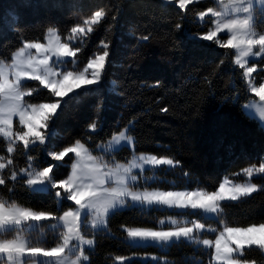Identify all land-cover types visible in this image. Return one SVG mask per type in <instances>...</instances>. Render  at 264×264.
<instances>
[{
  "label": "trees",
  "instance_id": "1",
  "mask_svg": "<svg viewBox=\"0 0 264 264\" xmlns=\"http://www.w3.org/2000/svg\"><path fill=\"white\" fill-rule=\"evenodd\" d=\"M73 4L78 7H71ZM207 6L206 1L197 5L196 11H204ZM102 7L115 19H107L85 38L76 57L83 65L101 50V41L109 42L110 55L100 91L81 97L79 103L73 101L58 121H50V130L55 124L60 134L53 141L56 150L76 140L90 147L107 143L114 133L128 127L137 153L180 162L173 171L158 172L171 183L154 185L215 191L225 177L244 181L242 169L264 162V129L241 107L253 95L241 77L242 70L234 64L235 57L224 54L229 49L200 39L204 29L196 22L195 13L182 21L176 8L164 6L162 0H125L119 7L112 6L110 0H0V60L9 62L24 42L44 40L49 28L57 29L66 40L72 27ZM144 35L150 37L146 42L139 40ZM46 93L42 89L26 99L48 102ZM93 121L98 125L95 132L87 128ZM4 149L5 144L0 142V155L6 154ZM24 151L18 144L12 154L17 169L27 166ZM29 154L34 165L48 166L45 160L50 157L43 150H29ZM117 154L124 159L131 150L123 147ZM64 163H69L68 157ZM68 170L69 166L60 168L57 180L64 179ZM251 180L264 188V178L253 176ZM0 193L9 198L6 186H0ZM10 199L52 215L61 212L54 195L33 193L20 181ZM221 207L229 226L264 223V190L223 202ZM154 213L133 207L116 212L109 218L107 231L95 235L94 249L85 264H113L117 256L143 254L160 259L144 262L134 258L125 264H209L206 251L185 242L165 251L154 246H131L124 228L154 226ZM245 258L264 264V254L256 248L246 250Z\"/></svg>",
  "mask_w": 264,
  "mask_h": 264
},
{
  "label": "snow or ice",
  "instance_id": "2",
  "mask_svg": "<svg viewBox=\"0 0 264 264\" xmlns=\"http://www.w3.org/2000/svg\"><path fill=\"white\" fill-rule=\"evenodd\" d=\"M124 2L110 0L114 7ZM205 3L206 0H162L164 6L176 8L182 21L187 20L190 13H195L196 22L204 29L200 39L229 49L224 54L234 56L235 66L243 70L241 77L249 78L256 71L254 66H249V58H253V61L255 57L264 58V31L257 30L258 23L264 25V0H207L210 6L205 11L197 12L196 6ZM109 18L115 19L114 16L109 17L102 7L72 27L64 42H61L57 29L49 28L46 44L24 42L13 53L10 62L0 60V142L5 144L6 153L0 155V186H6L9 194V198H5L0 193V264H82V261L89 259L85 246L93 250L95 245V240L87 238L86 233L98 229L107 231L109 216L115 215L125 205L157 207L158 210L174 208L180 210L177 213L180 216H199L200 219L221 225L219 228L211 227L200 220L180 222L169 217L167 229L125 228L131 246L142 247L151 243L171 247L185 242L197 245L206 252L214 250L210 264H255L245 258V252L253 248L264 252V223L246 227L229 226L223 218L221 202L237 201L264 190L260 185L251 183L254 175L264 178V162L242 169L246 182L234 183L225 177L216 191L201 188L165 191L149 190L148 187L140 190L141 179L145 184L149 180L154 181L158 169L173 171L180 162L166 156L136 155L134 139L128 134V127L114 133L107 144L95 146L104 154H109L114 145L132 146V158L126 162L115 160L114 155L111 160L93 155V150L81 140L56 150L53 141L60 134L55 124L49 130V122L53 118L58 121L64 109L73 101L79 103L81 97L100 91V82L110 55L109 42L101 41V50L94 52L82 68H77L75 58L85 38ZM176 27L179 29L180 24ZM220 33H224V37ZM149 38L144 35L139 40L146 42ZM69 64L72 65L71 69ZM30 81L38 84L31 86ZM82 86L87 87L75 92ZM248 88L264 102V83L257 87L249 80ZM42 89L47 90L48 102L32 103L26 99ZM73 92L75 94L69 96ZM241 107L245 108L246 114L258 127L264 129V103L250 102ZM97 127L96 121L87 126L91 132H95ZM87 139L91 140V136ZM18 144L25 150L27 160V167L20 169L14 166L12 158ZM29 150H43L50 157V160H45L48 166L34 165ZM65 157H68L69 163H64ZM66 166H70L71 173L57 180L60 168ZM148 170L153 172L152 177L142 175ZM18 181L33 193L54 195L58 210L63 214L54 217L49 212L34 210L10 199ZM53 189H56L54 193ZM67 201H73L75 206L69 205L67 210H63ZM159 224L163 226L165 221L161 220ZM45 227L56 233L57 243L50 248L41 246L46 242L43 233ZM33 232H39L41 238L34 240L31 237ZM208 234H214V239L202 238ZM126 259L132 258L115 257L119 264H124Z\"/></svg>",
  "mask_w": 264,
  "mask_h": 264
},
{
  "label": "rangeland",
  "instance_id": "3",
  "mask_svg": "<svg viewBox=\"0 0 264 264\" xmlns=\"http://www.w3.org/2000/svg\"><path fill=\"white\" fill-rule=\"evenodd\" d=\"M207 1V0H206ZM210 6V5H209ZM206 10V9H205ZM204 10V11H205ZM208 27H210V25L208 26ZM257 30L258 31H264V29L263 28H261V24H259L258 23V26H257ZM220 36H224V33H220L219 34ZM65 40H62L61 39V42H64ZM30 42H38V43H47V34H46V36H45V38H44V40H42V41H30ZM78 42V41H77ZM76 42V43H77ZM23 46V45H22ZM32 52L33 53H35V50L33 49L32 50ZM13 56V55H12ZM68 59H71V58H68ZM76 60H77V68H82L85 64H83V65H80L79 64V60L77 59V58H75ZM255 61V62H254ZM254 61H253V58H249V66H254L255 68H256V71L255 72H253L252 74H251V76L249 77V78H247V79H245V81H246V83H247V86H248V82H249V80H251L257 87L261 84V83H264V65H262L261 63L262 62H264V58H262V57H255L254 58ZM7 62V61H6ZM10 62V61H9ZM68 67H69V69H71L72 68V65L71 64H69L68 65ZM243 71V70H242ZM260 71H262V73L260 72ZM84 87H87V86H82L80 89H76L75 90V92H79L80 90H83L84 89ZM94 87V86H93ZM75 92H73V93H69V96H72V95H74L75 94ZM251 93V92H250ZM252 95H253V97L244 105V106H246V105H248L250 102H254V103H264V102H261L260 100H259V97H257L254 93H251ZM67 97H65V99H66ZM244 109V111H245V108H243ZM58 111H59V109H58ZM245 113H246V111H245ZM14 123H15V121H14ZM49 130H50V122H49ZM111 140V139H110ZM109 140V141H110ZM108 141V142H109ZM107 142V143H108ZM107 143H101V144H107ZM86 144V143H85ZM122 144H123V142H122ZM87 146H88V148L89 149H92L93 150V155H97V156H103V159L104 160H111V158H112V156L114 155V158H115V160H117V161H120V162H126L127 160H130L131 158H132V155H133V147L132 146H128V147H126V148H129L130 150H131V154L129 155V156H126L124 159H122L117 153L123 148L122 146H116V145H114L113 146V149L110 151V153L109 154H104V153H102V152H100L98 149H96L95 148V146H93V147H90L88 144H86ZM97 145H100V144H97ZM134 152H135V154L136 155H139V154H150V153H137L136 151H135V145H134ZM152 155H154V154H152ZM27 167V166H26ZM147 167V166H146ZM167 166H161V168H166ZM25 168V167H24ZM7 170H5V172H6ZM160 170L158 169L156 172H155V176H156V179L153 181V180H149L148 181V183L147 184H145V182H144V180L143 179H141L140 181H139V188H140V190H143V188L144 187H148L149 188V190H151V189H161V190H165V191H169V190H172V191H183V190H187V189H173V188H169V189H165V188H162L161 186H159V185H154V183H163V181L164 182H169V183H171V181L170 180H167V179H165L164 177H162V176H160L159 175V172ZM71 173V168H70V166H69V170H68V173H67V175L65 176V178L69 175ZM143 176H146V177H152L153 176V172L151 171V170H148V171H145L143 174H142ZM241 175H242V173H241ZM243 176V175H242ZM254 176H256V175H254ZM234 183H244V182H246V178L244 179V181H242V182H236V181H234V180H232ZM223 182V181H222ZM251 183H253L252 182V180H251ZM192 190H195V189H192ZM218 190V189H217ZM62 191V190H61ZM189 191H191V190H189ZM216 191V190H215ZM62 195H63V192H62ZM242 198H244V197H242ZM224 202H226V201H224ZM223 202H221V204H222ZM66 204H68L67 205V207L66 208H64L63 210H67V208H68V206L69 205H72V206H75L74 205V202L73 201H67L66 202ZM129 207H133V206H129V205H125L123 208H121V209H118L116 212H120V211H122V210H125V209H127V208H129ZM133 208H139L140 210H143V211H146V212H150V211H154L155 213H154V215H152L151 216V218H152V220H153V222H154V226H150V227H145V228H154V229H160L161 227H163L164 229H167L168 227H169V225H168V223H167V221H168V218L169 217H172V218H174V219H177L178 221H180V222H183V221H185V220H200V222L201 223H206V225H209V226H211V227H221V225H217L216 223H214L212 220H203V219H200V217L199 216H180V215H178L177 213L180 211V210H178V209H174V208H168V209H163V208H160L159 210L157 209V207H150V206H144V207H140V206H135V207H133ZM63 214V212L61 211L59 214H57V215H52V216H54V217H59V216H61ZM112 216V215H111ZM111 216H109V218L111 217ZM109 218H108V221H109ZM161 220H163V221H165V224L163 225V226H161L160 224H159V221H161ZM43 223H47V222H43ZM107 226H108V224H107ZM127 228V227H126ZM125 229V228H124ZM99 231H102V229H98V230H96V231H94V232H87L86 233V237L87 238H89V239H94L95 240V235L99 232ZM126 232V231H125ZM43 233H44V239H45V243H43L41 246H43V247H47V248H50V247H53V246H55V244L57 243V239H56V233H54V232H52V231H50L47 227H45L44 229H43ZM31 237L34 239V240H39L40 238H41V236H40V233L39 232H33V233H31ZM202 238H208V239H214V234H208V235H203L202 236ZM126 241L128 242V243H130V241H129V239H128V237H127V234H126ZM181 243V242H180ZM195 248H200L199 246H197V245H194V244H192ZM95 246V245H94ZM147 246H154V247H157L158 248V250H160V251H165V250H167L168 249V247H161V246H156V245H152L151 243H149ZM142 247H146V246H142ZM202 249V248H201ZM91 250H89V248H88V246H85V254L86 255H88V257H89V252H90ZM212 251H214V250H209V251H207L206 252V255H207V258L209 259V264H210V261H211V252ZM262 252V251H261ZM263 254H264V252H262ZM152 257H157V255H154V254H143V255H141L140 257H138V256H131V258L132 259H134V258H138V259H140V260H142V261H147V260H151L152 262H155V260H152L151 258ZM125 258H129V257H125ZM131 259V260H132ZM131 260H128V259H126L125 261H124V264L126 263V262H128V261H131ZM87 261H82V264H85ZM113 264H119V262L118 261H116V260H114V262H113Z\"/></svg>",
  "mask_w": 264,
  "mask_h": 264
}]
</instances>
